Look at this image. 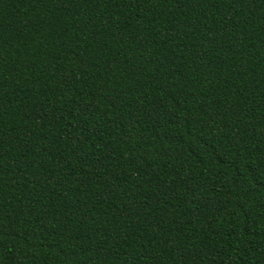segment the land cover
<instances>
[{
    "label": "trees",
    "instance_id": "trees-1",
    "mask_svg": "<svg viewBox=\"0 0 264 264\" xmlns=\"http://www.w3.org/2000/svg\"><path fill=\"white\" fill-rule=\"evenodd\" d=\"M0 264H264V0H0Z\"/></svg>",
    "mask_w": 264,
    "mask_h": 264
}]
</instances>
